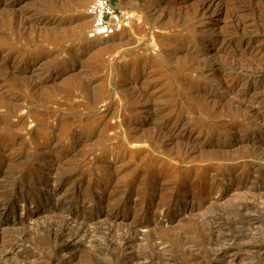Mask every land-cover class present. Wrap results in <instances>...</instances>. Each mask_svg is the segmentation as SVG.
Returning a JSON list of instances; mask_svg holds the SVG:
<instances>
[{
    "label": "rangeland",
    "instance_id": "rangeland-1",
    "mask_svg": "<svg viewBox=\"0 0 264 264\" xmlns=\"http://www.w3.org/2000/svg\"><path fill=\"white\" fill-rule=\"evenodd\" d=\"M28 1L24 0L27 2L26 8L33 7V14H38L40 17L48 14V9L44 5L41 4V6L32 0ZM90 1L87 0L83 6L71 11L70 17L73 18L78 14L83 18L85 17L84 19H88L85 10ZM127 1L118 0V3L123 9L131 13V22L142 24L143 16L138 7L148 3L149 0H129L128 3L131 4H128ZM257 1L154 0L155 3L161 5L160 18L166 15V18H169H163V21L167 20L172 23L171 25H157L148 21L144 22L143 31H137L134 23H131V28L114 37L116 39L113 40L116 41L117 38L123 41L131 40L128 44L123 45V48L132 49L136 53L147 52L149 57H154L156 60L152 67V76L148 74L147 77H140L135 84L137 86L136 91L150 92L148 103H153L156 107L162 106L167 113L169 112L168 114L182 119L181 122L185 125L183 127L184 132L177 131L176 136L174 134L169 136L167 127L150 119L151 114L146 111V108H143L146 103L140 102L134 94L130 93L131 89H127L128 86L124 85L126 78L128 79L132 73L143 69L140 67L142 64H130L122 71H117L108 63L110 55H104L102 59H95L93 56H88L90 53H85L83 44L88 39L86 34L90 22L83 32L66 37L58 43L49 44L35 35L26 32L25 35V33L19 32L16 27L18 20L7 14L8 18H4L6 15L0 10V54L6 52L3 55L11 62L17 53L16 61H19L21 65L29 63L36 65L39 73L42 74L41 76L56 75L67 70L65 73L62 72L60 76L58 75L59 77L55 82L48 83L52 87L59 88L56 93L50 95L51 97L43 93L39 94V92L33 93L31 89L23 85L22 88H18L12 78L0 75V98L4 99L3 101L6 103V105H4L5 103L0 105V264H129L130 262L127 263L124 260L128 250L121 245V241L122 238L129 235V232L133 233V230H131L132 232L129 231L130 228L126 225L133 215L132 209H126L123 212L122 209L125 210V208H123L124 204L121 203L117 220L122 224H115L112 223L111 216L110 218L107 216L106 219L105 214H103L106 212H102L101 217H99L95 212H91L89 207L91 204L88 186L93 187L92 181H96L97 176L98 178L101 176L100 173L104 171V166L111 160V163L122 162L120 165L123 171L121 170L117 175V178L120 177L114 181L116 183L118 180V183L114 185L118 187L117 189L123 197L141 192L149 193L157 181V187L159 185L160 188L166 187L165 190L162 188V191L180 192L181 194L193 190L196 181L199 183H196L194 187L195 193L198 194L197 197L200 198L195 203L198 209L195 207L192 212L179 218H169V216L161 218L163 222L168 219L175 220V222L171 220L174 223L172 228L170 227L173 225L165 223L166 228L162 223L145 224L142 227L145 230L142 231L147 230L148 233L144 234L143 242L137 243L132 248L133 261L130 264H264V170L262 171L256 168L257 166L250 164L251 161L258 164L263 160L264 137L257 135L261 129L257 116L245 110L248 100L255 96L261 99L260 106L262 109L264 108V87H262L264 86V77L255 84L245 85L243 81L237 79L238 73L228 69L227 65L222 66L226 69L224 71L217 69V65L220 66L221 64L218 62H213L209 67L210 70L201 75L195 76V72H191L190 76L179 75L183 68L180 48H183V41L185 43L192 42L191 45H196L202 50L205 49L204 51L207 56L209 54L210 60L219 61L218 59H220L223 63L227 61V57L224 58L220 55L225 54V52L232 53V58L240 56L243 62L244 60L246 62L251 57L249 56L250 53L252 55L257 51L256 56L260 58V62L264 66V31H260L264 29V1ZM2 2L4 3V1ZM162 3L165 5L162 6ZM258 3L260 5L263 3L261 5L263 9L257 5ZM6 4L8 3L6 2ZM176 4H185L184 7L187 9L181 8L179 10L178 7H174ZM135 5L139 6L136 7ZM161 7H163V11H161ZM196 8L198 16L194 17L193 10ZM233 10L239 15H237L238 21L234 19L236 17L232 14ZM179 11L181 12L179 13ZM198 12L203 14V17ZM183 15H186L185 20ZM51 17L57 18L58 16L52 15ZM178 20L183 21L179 22ZM241 22L245 24L242 25ZM194 27H196L195 30ZM188 30L195 31V36H190ZM125 33L129 35L126 37ZM187 36L190 39H187ZM223 36L226 40L232 36L229 43L221 42ZM198 37L202 38L199 39ZM95 40L93 43L91 42L92 45H101L105 41V39L97 38ZM170 42L172 45L169 44ZM132 51H127V54H133ZM175 56L179 61L175 59ZM125 57L128 58L129 55ZM247 57L249 58L247 59ZM228 60L231 62L230 58ZM238 61L232 65H237ZM71 67L74 68L69 70ZM26 80L22 79V82H26ZM218 81L220 82L219 88L215 86L216 83H219ZM194 85L199 88V93L193 91ZM145 86L146 88H144ZM192 91L198 96L194 95ZM255 91H259V94H255ZM200 93L202 95H199ZM234 95L237 96L235 99ZM43 96L46 97L45 100ZM48 97L49 99H47ZM238 98H244L245 100H243L247 102L243 104V102L238 101ZM151 99H153L152 102H150ZM180 106L182 109H179ZM12 107L19 108L18 114L21 112L30 114L29 121L27 120L26 124L23 123L24 125H20V123L12 127L17 118L15 117L16 114H8L6 111V108ZM94 110L99 111L97 114L91 113ZM165 111L164 114H166ZM118 113L120 114L119 117H117ZM30 119L35 123L30 122ZM2 121L6 124L2 125ZM24 126L27 128L31 126V130ZM160 131L168 135H164ZM7 133L11 136L18 137L21 135L22 137H19L17 141L9 140L4 138ZM254 134L257 136L253 137ZM23 137L25 139H22ZM47 138L51 142L53 141L52 143H57L58 147L56 148L60 153L70 151L66 157L67 161L62 158L66 163L59 161L49 174L46 166L52 163V160L54 162L57 157L56 152L52 151L53 153L48 154V151L52 149L50 146L53 147L52 144L44 150L38 144L39 141L47 140ZM128 139L130 141L138 140V143L131 144ZM149 140L154 141L150 150L137 148L138 150L134 152L130 151V146L146 145L150 143ZM212 143L217 145L209 146ZM4 146L9 148L10 154L19 153L18 156H13L14 160L11 159L7 153L2 152ZM128 150L131 152L130 154ZM59 152L58 154H60ZM177 153L183 162L176 167L174 163L177 161ZM45 162L49 163L45 164ZM58 164L63 166L61 171ZM159 164L164 165L158 167ZM56 168L57 170H55ZM230 174H240L243 179L249 177L250 181L257 179L255 180L256 184L251 185L250 182H247L250 184V189H248L247 184L246 188H242L240 191L229 192L230 189L224 190V186L219 187L217 184L222 178L232 176ZM59 175L60 177L56 178ZM88 179L91 184H88ZM211 181H213V185L210 186L208 183ZM236 181L233 179L234 183ZM53 182L54 184L63 183V188L67 187L68 182L70 183L68 184L69 187L72 185L79 186L77 189L79 196L68 200V198L51 194L50 189ZM259 183L261 185H258ZM242 185L244 186V184ZM82 186H85L83 189L86 190L83 191ZM187 187L191 189L186 191ZM217 188H220L222 193ZM207 194L214 195V198L205 199ZM20 197L32 200L31 214L28 216L30 219L33 218L32 221H35L32 223L29 221L30 219L26 218L25 223L20 224L19 221H16L12 225L10 222L11 219H14L12 211L19 206L22 200ZM82 207L86 210L84 211ZM68 213H71V218L75 213V215L79 214V219L74 217L67 219L65 215L67 216ZM34 216H38V218ZM172 222L171 224H173ZM7 227L8 229L10 227L9 231L5 229ZM12 228L14 230H11ZM62 231L63 233H60ZM69 234L74 238L76 237L75 240L77 241V252L73 258L74 261L71 263L64 262L62 255L64 252L61 250L62 239H65V235L68 237ZM58 235L62 236V239ZM123 235L125 236L123 237ZM158 241L161 245H158ZM157 246L162 249L158 251ZM136 259L139 260L136 261Z\"/></svg>",
    "mask_w": 264,
    "mask_h": 264
},
{
    "label": "bare ground",
    "instance_id": "bare-ground-1",
    "mask_svg": "<svg viewBox=\"0 0 264 264\" xmlns=\"http://www.w3.org/2000/svg\"><path fill=\"white\" fill-rule=\"evenodd\" d=\"M2 1H4V3L2 2ZM30 1V0H29ZM28 1V2H29ZM33 2H35V3H37V4H42V5H44L45 7H47V11H48V14H45L44 16H42V17H40V16H38V14H33L32 13V10H33V7H27L26 8V3L27 2H24V0H0V10H2L3 12H4V14L6 15H10V16H12L13 18H16L18 21H16L17 22V25H16V27H17V29L19 30V32H21V33H30V34H32V35H35L36 37H39L40 39H42V41L43 42H46V43H49V44H55V43H58L59 41H61L62 39H64V38H66V37H69V36H71V35H75V34H79V33H81V32H83L84 30H85V28L87 27V24H89V22H90V17L86 14V17H88V19H84L82 16H80V15H78L77 14V16L75 15V17L73 16V18L72 17H70V12L71 11H74L75 9H77V8H79V7H81V6H83L85 3H87V0H32ZM129 1V0H128ZM128 1H127V3H128ZM131 1V0H130ZM129 1V2H130ZM133 1V0H132ZM255 1H257V0H255ZM259 1V0H258ZM257 1V2H258ZM264 1V0H263ZM6 2L8 3V4H6ZM124 2H126V1H124ZM201 2V1H200ZM197 3H198V1H197ZM196 3V4H197ZM259 3H261V2H259ZM257 4L258 6L260 5V4ZM89 4V3H88ZM128 4H131V3H128ZM134 4V3H133ZM132 4V5H133ZM136 4V3H135ZM168 4V3H167ZM263 4V3H262ZM261 4V5H262ZM41 5V6H42ZM141 5V4H140ZM163 5H165V4H163L162 3V6ZM184 5L185 4H183V5H174V7H178V9L180 10L181 8L183 9V8H185L184 7ZM260 5V7L262 8V6ZM44 6H43V8H44ZM136 6V5H135ZM137 6H139V5H137ZM136 6V7H137ZM160 6L161 5H158L157 3H155L154 2V0H149L148 1V3L146 2V3H144L143 5H141V7H138V9H139V11H141V13H142V16H143V23L142 24H137L136 22L134 23V22H131V23H134V25H135V28H136V30L137 31H143L144 30V22L146 23V22H148V21H150V22H152L153 24H157V25H165V24H168V25H171L172 23L171 22H169V21H167V20H164V21H167V22H164L163 21V18H166V15L165 16H163V17H161L160 18V15H161V12H160ZM167 6V5H166ZM169 6V5H168ZM171 6V5H170ZM173 7V6H172ZM174 7H173V9H174ZM42 8V7H41ZM40 8V9H41ZM162 8L163 7H161V11H163L162 10ZM168 8V7H167ZM171 8V7H170ZM38 9V8H37ZM185 9H187V7L185 8ZM263 9V8H262ZM45 10V9H44ZM175 10H177V9H175ZM184 10V9H183ZM264 10V9H263ZM78 11V10H77ZM182 11V10H181ZM181 11H179V13L181 12ZM186 11V10H185ZM194 12H193V15H194V17H196V16H198V14H197V8L196 9H194L193 10ZM234 11V10H233ZM173 12V11H172ZM183 12V11H182ZM189 12V11H188ZM185 13V12H184ZM199 13V12H198ZM258 13V12H257ZM262 13H263V11H262ZM42 14V13H41ZM167 14V13H166ZM190 14H191V11H190ZM200 14V13H199ZM233 14V16L234 17H236V18H238L237 17V15H238V13L236 14L235 13V11L232 13ZM232 14H231V16H232ZM256 14V13H255ZM260 14H261V11H260ZM259 14V15H260ZM7 15L6 16H4V18H6L7 17ZM54 16V15H57L58 17L57 18H54V17H51V16ZM137 15V14H136ZM168 15H169V12H168ZM168 15H167V17H168ZM172 15H173V13H172ZM175 15V14H174ZM192 15V16H193ZM203 14H200V16H202ZM262 15V14H261ZM177 16V15H176ZM184 16V15H183ZM186 16V15H185ZM185 16L183 17V19L185 18ZM239 16V15H238ZM182 17V16H181ZM203 17V16H202ZM262 17V16H261ZM8 18V17H7ZM10 18V17H9ZM169 18V17H168ZM168 18H166V19H168ZM173 18V17H172ZM175 18V17H174ZM178 18V17H177ZM236 18H234L235 20H239V18L238 19H236ZM181 19V18H180ZM186 19V18H185ZM184 19V20H185ZM197 19V18H196ZM259 19V18H258ZM14 20V19H13ZM170 20V19H169ZM202 20V19H201ZM230 20H231V18H230ZM229 20V21H230ZM241 20V19H240ZM261 20V19H260ZM15 21V20H14ZM179 21V20H178ZM183 20H181V21H179V22H182ZM192 21V20H191ZM258 21V20H257ZM15 22V23H16ZM177 22V21H176ZM194 22V21H193ZM221 22V21H220ZM253 22V21H252ZM9 23V22H8ZM12 23H14L13 21H12ZM222 23V22H221ZM239 23V22H238ZM259 23V22H258ZM149 24V23H148ZM186 24V23H185ZM236 24V23H235ZM234 24V25H235ZM241 24H242V22H241ZM243 24H245V23H243ZM242 24V25H243ZM257 24V23H256ZM151 25V24H150ZM182 25V24H181ZM180 25V26H181ZM251 25V24H250ZM254 25H255V23H254ZM259 25H261V24H259ZM155 26V25H154ZM186 26H187V24H186ZM185 26V27H186ZM207 26V25H206ZM264 26V25H263ZM163 27V26H162ZM235 28H236V26H234ZM255 27H256V25H255ZM14 28H15V26H14ZM128 28H131V26H129ZM128 28H126V29H128ZM195 28L196 27H194V30H195ZM198 28V27H197ZM126 29H124L123 31H125ZM165 29V28H164ZM180 29V28H179ZM198 29H200V28H198ZM264 31V29H261L260 31ZM123 31H121V32H123ZM189 31V30H188ZM197 31H199V30H197ZM121 32H119V33H117V34H115L114 36H112V37H110L109 39H105V41H104V43L103 44H101V45H99V44H97V45H92L91 44V42L93 43L94 41L93 40H95V39H90V38H88L86 41H84V44H83V49L85 50V53H90L88 56H93V58H95V59H102V57L104 56V55H110L109 57H110V59H109V61H108V63L111 65V66H113V67H115V69L117 70V71H122L124 68H127L128 66H130V64H142L140 67L142 68L143 67V69H141V70H138V71H136V72H134V73H132L131 75L130 74H128L127 73V71H126V73L128 74V75H130L129 77H128V79L126 78V80H125V86H128L127 87V89L129 88V89H131V91H130V93H132V94H134V96L136 97V98H138V100H140V102H144V103H146V104H144V106H143V108L145 109L146 108V111L148 112V113H150L151 114V117H150V119H153V120H155V122L157 123H159L160 125H163L164 127H167L168 128V130H167V133L168 134H170L169 136H172L173 134L175 135V133L178 131V132H184V130H183V127H185V125L184 124H182V122H181V120L182 119H179L178 117H175V116H173V115H171V114H168L166 111H165V108L164 107H156L155 106V104H153V103H148L149 102V100H150V98H149V95H151L150 94V92H148V91H136L137 89V86L135 85V84H137V81L140 79V77H142L143 78V76H146L147 77V75L149 74V75H151L152 76V67L155 65L154 63L156 62V60L154 59V57H149V55H148V53L147 52H141V53H136V52H134V51H132V49H125V48H123V45H125V44H128L131 40H121V39H118L117 38V41L116 40H113V39H116V38H114V37H116V36H118ZM195 32V31H194ZM194 32L193 31H189L188 32V34L190 35V36H195L194 35ZM200 32V31H199ZM203 32V31H202ZM215 32V31H214ZM21 33H20V35H21ZM26 33H25V35H26ZM136 33V32H135ZM174 33V32H173ZM211 33V32H210ZM233 33V32H232ZM235 33H237V32H235ZM234 33V34H235ZM261 33V32H260ZM19 34V33H18ZM126 34V33H125ZM196 34V33H195ZM199 34V33H198ZM230 34H231V32H230ZM129 35V34H128ZM127 34H126V37L128 36ZM135 35V34H134ZM176 35V34H175ZM185 35V34H184ZM233 35V34H232ZM29 36H31V35H29ZM138 36V35H137ZM186 36V35H185ZM207 36V35H206ZM218 36V35H217ZM226 36H228V35H226ZM28 37V36H27ZM26 37V38H27ZM182 37H184V36H182ZM232 36H230L229 37V39L228 40H226L225 39V37L223 36V38H221V42H228L229 43V41H230V38H231ZM234 37V36H233ZM3 38V37H2ZM161 38H163V37H161ZM176 39H178L177 37H175ZM180 38V37H179ZM186 38V37H185ZM199 38V37H198ZM200 38H202V37H200ZM199 38V39H200ZM205 38V37H204ZM217 38V37H216ZM220 38V37H219ZM123 39V38H122ZM127 39V38H126ZM135 39V38H134ZM133 39V40H134ZM175 39V40H176ZM183 39V38H182ZM187 39H190V37L188 38V36H187ZM186 39V40H187ZM174 40V39H173ZM174 40V41H175ZM194 40H196V39H194ZM202 40V39H201ZM233 40V39H232ZM96 41V40H95ZM164 41V40H163ZM162 41V42H163ZM171 41V40H170ZM182 41V40H181ZM220 41V40H219ZM249 41V40H248ZM172 42V41H171ZM171 42L169 43V44H171ZM176 42H179V41H176ZM202 42V41H201ZM166 43V42H165ZM190 43H192V42H184L183 41V48L182 47H180L181 48V54H182V59H181V61H182V66H183V68L180 70V72H179V75L180 74H184V75H186V76H190V73L191 72H195V76H198V75H201V74H203V73H206L207 71H209L210 70V66H211V64L213 63V62H218V63H221L220 64V66L219 65H217L218 66V68L217 69H221V71H224V70H226L224 67V65H227L228 66V69H230V70H232V71H235L236 73H238V76H237V79L238 80H240V81H243L244 83L243 84H245V85H250V84H252V83H257V82H259L261 79H262V77H264V66L261 64V60H260V58H258L256 55L258 54V53H252V55H251V53H250V55L249 56H251L250 57V59H248L249 57H247V59H248V61H246L245 62V60H244V62H243V59H241L242 57H233L232 58V53H226L225 52V54L223 53V54H221L220 56H223L224 58H226L227 59V61L225 62V60H224V62L225 63H223V62H221L220 61V59H218L219 61H217V60H210L209 58H208V56H209V54H208V56L206 55V53H205V49L204 50H202V48L200 49V48H197L196 47V45L194 46V45H191ZM253 43V42H252ZM194 44V43H193ZM203 44V43H202ZM220 44V43H219ZM172 45V44H171ZM200 45V44H199ZM222 45H223V43H222ZM226 45V44H225ZM174 46H176L175 45V43H174ZM202 46V45H201ZM230 46V45H229ZM253 46V45H252ZM133 47V46H132ZM179 47V46H178ZM227 47V46H226ZM82 48V47H81ZM173 48V47H172ZM175 48H177V47H175ZM3 50H4V48H2ZM134 49H135V47H134ZM227 49V48H226ZM7 50V49H6ZM255 50H257V49H255ZM2 51V50H1ZM127 51H132V53L133 54H127ZM163 51H164V49H163ZM227 51V50H226ZM4 52V51H3ZM15 52V51H14ZM17 52V51H16ZM165 52V51H164ZM174 52V51H173ZM230 52V51H229ZM6 53V52H5ZM5 53H1L0 54V75H5V76H8V77H10V78H12V80L17 84L16 86L18 87V88H22V85L23 86H26V87H28L29 89H31L32 91H33V93L34 92H39V94H46V95H48L49 97H51L53 94L52 93H56V91L57 90H59V88L57 89V88H55V86L54 87H52V85H49L48 83L49 82H55V80L60 76V74H62V72L63 73H65V72H67V70L66 71H60L61 73L59 74L58 72H56V73H58V74H54V75H49V76H41L42 74H40L39 73V69H37V66L36 65H32V64H26V65H24V64H20V62L19 61H16V56H17V53H16V56L15 57H13V59H11V62H9L8 61V59L3 55V54H5ZM20 54V53H19ZM27 54V53H26ZM36 54V53H35ZM7 55V54H6ZM31 55V54H30ZM126 55H129V57L128 58H126L125 56ZM151 55V54H150ZM171 55V54H170ZM175 55H176V53H175ZM240 55V54H239ZM247 55V54H246ZM174 56V55H173ZM215 56H217V55H215ZM214 56V57H215ZM220 56H217V57H220ZM248 56V55H247ZM25 57V56H24ZM29 57V56H28ZM169 57V56H168ZM33 58H35L34 56H33ZM213 58V57H212ZM231 59V62L228 60V59ZM36 59V58H35ZM172 59H173V57H172ZM171 59V60H172ZM175 59H177V57L175 56ZM174 59V60H175ZM179 59H180V57H179ZM239 60L238 61V63H237V65H234L235 63L234 62H236L237 60ZM10 60V59H9ZM25 60V59H24ZM37 60V59H36ZM178 60V59H177ZM221 60H223L222 59V57H221ZM232 60H234V61H232ZM236 60V61H235ZM106 61V60H105ZM179 61V60H178ZM243 63H242V62ZM41 62V61H40ZM172 62H174V61H172ZM240 62V63H239ZM39 63V62H38ZM175 63H176V61H175ZM232 63H234L233 65H232ZM181 64V63H180ZM222 66H224V67H222ZM139 67V68H140ZM220 67V68H219ZM39 68V67H38ZM44 68V67H43ZM74 67H71L69 70H71V69H73ZM66 69V68H65ZM64 69V70H65ZM43 70V69H42ZM127 70V69H126ZM41 71V70H40ZM125 71V70H124ZM219 71V70H218ZM133 72V71H132ZM214 72V71H213ZM216 72V71H215ZM45 73V72H44ZM130 73V72H129ZM159 73V72H158ZM217 73V72H216ZM232 73V72H231ZM123 74V73H122ZM121 74V75H122ZM59 75V76H58ZM153 75H154V73H153ZM158 75V74H157ZM156 75V76H157ZM28 77V79L26 80V78ZM151 78H153V77H151ZM150 78V79H151ZM235 78H236V76H235ZM22 79H24V80H26V82H22ZM20 80V81H19ZM60 80H62V79H60ZM148 80H149V77H148ZM185 80H186V78H185ZM185 80H183V81H185ZM1 81V80H0ZM67 81V80H66ZM79 81V80H78ZM237 81V80H236ZM4 82V81H3ZM3 82H1V83H3ZM10 82V81H9ZM163 82V81H162ZM219 82V81H218ZM239 82V81H238ZM50 83V84H51ZM72 83V82H71ZM212 83V82H211ZM216 83V82H215ZM214 83V84H215ZM189 84H191V83H189ZM150 85V84H149ZM187 85V84H186ZM192 85V84H191ZM209 85V84H208ZM219 85H220V82L219 83H216L215 84V86L217 87V88H219ZM261 85V84H260ZM13 86V85H12ZM11 86V87H12ZM148 86V85H147ZM200 86V85H199ZM203 86V85H202ZM201 86V87H202ZM205 86V85H204ZM203 86V87H204ZM210 86V85H209ZM262 86V85H261ZM8 87V86H7ZM25 87V88H26ZM190 87V86H189ZM193 87H195V85L193 86ZM192 87V88H193ZM200 87V88H201ZM262 87H264V86H262ZM13 88V87H12ZM125 88V87H124ZM143 88V87H142ZM144 88H146V86L144 87ZM209 88V87H208ZM207 89V88H206ZM2 90V89H1ZM10 90V89H9ZM132 90H135V91H132ZM144 90V89H143ZM146 90V89H145ZM195 93H197L198 91H199V88L198 87H195L194 88V90H193ZM192 91V92H193ZM260 91V90H259ZM259 91H255L256 93L255 94H259ZM9 92V91H8ZM7 92V93H8ZM12 92V91H11ZM152 92V91H151ZM191 92V93H192ZM193 92V94L194 95H197V94H195ZM212 92V91H211ZM129 93V92H128ZM199 93V92H198ZM202 93V92H201ZM199 94V95H202V94ZM210 93V92H209ZM8 95V94H7ZM51 95V96H50ZM206 95V94H205ZM76 96V95H75ZM131 96V95H130ZM198 96V95H197ZM16 97V96H15ZM14 97V98H15ZM44 97V96H43ZM49 97L47 98V99H49ZM151 97V96H150ZM203 97H204V93H203ZM235 97H237L236 95H234V99H235ZM11 98V97H10ZM45 98L46 97H44V100H45ZM200 98V97H199ZM13 99V98H12ZM41 100H43L42 98H40ZM202 99V98H201ZM206 99V98H205ZM240 99V100H239ZM244 98H238V101H240V102H243V104H245L247 101H244L243 100ZM4 100V99H3ZM1 98H0V105H3L5 102L3 101ZM15 100V99H14ZM135 100V99H134ZM142 100V101H141ZM152 100L153 99H151V101L150 102H152ZM260 98L259 97H257V96H255L254 98H251L250 100H248V103H247V105H246V111L247 112H250L251 114H254V115H256L257 116V118L259 119V123L261 124V129H260V131H258V134L257 135H259L260 137H264V108L262 109V106H260ZM137 101V100H136ZM7 102V101H6ZM56 102V101H55ZM208 102V101H207ZM212 102V101H211ZM245 102V103H244ZM214 104V103H213ZM4 105H6V103L4 104ZM8 105V104H7ZM160 105V104H159ZM15 106V105H14ZM183 106V105H182ZM182 106H180V108L179 109H182ZM214 106V105H213ZM6 107V106H5ZM168 107V106H167ZM243 107H244V105H243ZM242 107V109H244ZM4 108V107H3ZM193 108V107H192ZM29 109V108H28ZM98 109V108H97ZM194 109V108H193ZM4 110V109H3ZM3 110H2V112H3ZM18 110H19V108L18 107H12V108H6V111L8 112V114H13V115H15L16 114V116L15 117H17L16 119H15V124L14 125H12V123H11V125H12V127L13 126H15V125H19L20 123V125H22L23 123L24 124H26V122H27V120L29 121V116H30V114L28 115L27 114V112H21V113H19L18 114ZM98 111L99 110H94V111H92L91 113H98ZM105 111V110H104ZM164 111L166 112V114H164ZM41 112V111H40ZM191 113V112H190ZM244 114V113H243ZM180 115V114H179ZM27 116V117H26ZM34 116H35V114H34ZM120 116V114L118 113V115H117V117H119ZM2 117V116H1ZM5 117V116H4ZM36 117V116H35ZM6 118V117H5ZM12 120H13V118H11ZM184 119V118H183ZM3 120V119H2ZM32 120L30 119V122H31ZM184 121V120H183ZM3 122V121H2ZM33 122V121H32ZM154 122V123H155ZM258 122V121H257ZM256 122V123H257ZM33 123H35V122H33ZM131 123H133V122H131ZM1 124V123H0ZM4 124H6L5 122H3V124L2 125H4ZM23 124V125H24ZM8 125V124H7ZM29 125V124H28ZM32 125V124H31ZM78 125V124H77ZM257 125H258V123H257ZM132 126V125H131ZM157 126V125H156ZM25 127V126H24ZM31 127V126H30ZM29 126H28V128H30ZM55 127V126H54ZM191 127V126H190ZM9 128H11V126H9ZM22 128H23V126H22ZM26 129H28L27 127H25ZM58 128V127H57ZM84 128V127H83ZM17 129V128H16ZM77 129V128H76ZM161 129V128H160ZM184 129H186V128H184ZM30 130H31V128H30ZM34 130V129H33ZM164 130V129H163ZM4 131V130H3ZM9 131V130H8ZM16 131V130H15ZM28 131V130H27ZM52 131V130H51ZM164 131H166V130H164ZM70 132V131H69ZM79 132V131H78ZM159 132V131H158ZM157 132V133H158ZM160 132H162L163 133V131H160ZM17 133V132H16ZM30 133V132H29ZM156 133V134H157ZM166 133V134H167ZM26 134H27V132H26ZM35 134V133H34ZM74 134V133H73ZM164 135H166L165 133H163ZM167 134V135H168ZM41 135V134H40ZM72 135V134H71ZM78 135V134H77ZM179 135H180V133H179ZM217 135V134H216ZM256 134H254V136L253 137H256L257 136ZM36 136V135H35ZM38 137H39V134L37 135ZM48 136V135H47ZM176 136V135H175ZM174 136V137H175ZM19 137L21 138L22 136L20 135V136H18V137H15V136H11L9 133H7L5 136H4V138H8L9 140H14V141H17V140H19ZM44 137V136H43ZM156 137V136H155ZM158 137V136H157ZM162 137H163V135H162ZM160 138V137H159ZM159 138H158V140H159ZM172 139H174L173 137H171ZM22 139H25L24 137L22 138ZM37 139V138H36ZM43 139V138H42ZM41 139V140H42ZM57 139V138H56ZM161 139V138H160ZM21 140V139H20ZM40 140V139H39ZM60 140H61V138H60ZM75 141H77V140H75ZM128 141L131 143V144H137L138 143V140H129L128 139ZM144 141V140H143ZM142 141V142H143ZM147 141V140H146ZM145 141V143H147ZM150 141V143H147L146 145H132V146H130L129 144V146H130V151L131 152H134V151H136V150H138V149H140V150H150V148H152V145H153V142H152V140H149ZM156 141V140H155ZM53 142V141H52ZM50 140H48V138H47V140L45 139V140H43V141H39V145H40V148L41 149H46V148H48L49 147V145L50 144H52L53 145V147L52 146H50L52 149L50 150V151H48V154L50 153V152H52V151H54V152H56V155H57V157L54 159V162H53V160H52V163H47V162H45V164H48L47 166H46V170H47V172H48V174L49 173H51L52 171H53V168H54V166H55V164H57L59 161L61 162H64L63 161V159L62 158H65V161H67L66 160V157L68 156V154H70L69 152V150H67V151H65V152H63V153H60L58 150H57V148L56 147H58V145H57V143H52ZM30 143V142H29ZM76 143V142H75ZM144 143V142H143ZM5 144V143H4ZM12 144V143H11ZM15 144V143H14ZM59 144V143H58ZM1 145V144H0ZM10 145V144H9ZM33 145V144H32ZM127 145V144H126ZM216 146L217 144H213L212 143V145H209V146ZM12 146V145H11ZM69 146V145H68ZM10 147V146H9ZM73 147V146H72ZM66 148H67V145H66ZM75 148V147H74ZM138 148V149H137ZM60 149V148H59ZM61 150V149H60ZM71 150V149H70ZM9 148L8 147H6V146H4L3 147V149H2V152H4L5 154L7 153V156H9L11 159L13 158V160H14V157L13 156H18V154H10L9 152ZM62 151V150H61ZM129 151V150H128ZM128 152L129 154L131 153V152ZM58 152L60 153V154H58ZM144 152H146V151H144ZM53 153V152H52ZM73 153V152H72ZM47 154V155H48ZM150 154V153H149ZM176 154V153H175ZM12 156V157H11ZM72 156V155H71ZM176 156V155H175ZM48 157V156H47ZM52 157V156H51ZM176 158H177V161H175V163H174V166H176L177 167V165H179V164H182L181 162H183V160L182 159H180V157L178 156V153H177V156H176ZM8 159V158H7ZM10 159V160H11ZM17 159V158H16ZM233 159H235V158H233ZM240 159V158H239ZM260 159V158H259ZM9 160V161H10ZM50 160V159H49ZM106 160V159H105ZM108 160H110V159H108ZM168 160V159H167ZM176 160V159H175ZM112 161V160H111ZM111 161L110 162H108V161H106V162H108L105 166H104V171L103 172H101L100 174H101V176L98 178V176H97V178L95 179L96 181H92L93 183V187L91 188V186H88V185H86V184H84L85 186H88V189L90 190V210H91V212H95L96 214H98L99 215V217H101V213L102 212H106V213H103V214H105V216H106V219H107V216L110 218V216H111V218H112V223H115V224H122L120 221L118 222V220H117V218H119V214H118V209L120 208V204L121 203H123L124 205H123V208H125V210L124 209H122V211L123 212H125L126 211V209H132L131 211H132V217H131V220L130 221H128V223L126 224V225H128L127 227L128 228H130L129 229V231H131V230H133V233L131 234L130 232H129V235H127V236H125V235H123V237L124 238H122V243H121V245L125 248V249H127L128 250V253H127V255H125L126 257H124L125 259V261L128 263V262H132L133 260H132V257H133V253H132V248L138 243V244H140L141 242H143L144 240V234H147L148 232H144V231H142V230H145V228L144 229H142V227H144L145 226V224H148V223H150V224H157V223H162L163 225H164V223L165 224H170V225H173V226H171L170 228H172V227H174V223L172 222V221H174L175 222V220H173V219H168V220H166V221H164L163 222V220H161V218H165V217H168L169 216V218H171V217H183V216H185L184 214H186V213H188L189 214V212H192L193 210H194V208L196 207V205H195V203H197V201L198 200H200V198H198L197 197V195L198 194H196L195 193V190H194V187H195V184L196 183H198L197 181L195 182V184H194V187H193V190L190 188V187H187V189H185L186 191H189L190 189H191V191L190 192H187V193H185V194H181L180 192L178 193H168V192H164V191H162L161 189L163 188L164 190H165V188L164 187H161L160 188V185L157 187L156 186V183L158 182H156V183H154L153 184V188L151 189V191L148 193V192H141V193H136V194H134V195H129V196H127V197H123V195H122V193H120L119 191H118V187H116V185H114V184H116V183H118V180L116 181V183L114 182L116 179H118L117 178V175L121 172V170L123 171V168L121 167V165L120 164H122V162L121 163H118V162H113V163H111ZM240 161V160H239ZM174 162V161H173ZM172 162V163H173ZM240 162H243V161H240ZM248 162V161H247ZM64 163H66V162H64ZM104 163V162H103ZM102 163V164H103ZM60 164V163H59ZM58 164V165H59ZM62 164V163H61ZM105 164V163H104ZM252 166H257L256 168H258V169H260V170H264V155H263V160L262 161H260V163H256L255 161H251V163H250ZM164 165V164H163ZM163 165H161V164H159V165H157L158 167H161V166H163ZM60 166V165H59ZM102 166V165H101ZM181 166V165H180ZM61 167H63V166H60V171H61ZM244 167V166H243ZM59 168V167H58ZM68 168V167H67ZM254 168V167H253ZM42 169V168H41ZM43 169H44V166H43ZM40 170V169H39ZM45 170V171H46ZM55 170H57V168L55 169ZM170 170V169H169ZM66 171H67V169H66ZM240 171V170H239ZM44 172V171H43ZM54 172H56V171H54ZM53 172V173H54ZM59 171H57L56 173H58ZM97 172V171H96ZM238 172V171H237ZM65 173V172H64ZM47 174V175H48ZM55 174V173H54ZM60 174H62V172H60ZM251 174V173H250ZM249 174V175H250ZM41 175V174H40ZM46 175V174H45ZM52 175V174H51ZM58 175V174H57ZM64 175V174H63ZM98 175H99V173H98ZM230 175H232V176H228L227 178H222L220 181H219V183L217 184V185H219V187L220 186H224V190H229V192H233V191H240L242 188H246V185L249 187L248 189H250V184L249 183H247V182H250L251 183V185H254V184H256V182H255V180H257V179H253L254 181H250V179H248L247 177V179H243L242 177H241V175L239 174V175H233V174H230ZM255 175V174H254ZM54 176V175H53ZM258 176V175H257ZM56 177V176H55ZM60 177V175L58 176V177H56V178H59ZM161 177V176H160ZM255 177V176H254ZM253 177V178H254ZM38 178V177H37ZM47 178H48V176H47ZM47 178H45V179H47ZM71 178V177H70ZM73 178V177H72ZM256 178V177H255ZM52 179V178H51ZM61 179V178H60ZM67 179H68V177H67ZM151 179V178H150ZM156 179V178H155ZM162 179V178H161ZM214 179V178H213ZM233 179H235V180H237L235 183L233 182ZM252 179V178H251ZM70 180H72V179H70ZM157 180V179H156ZM51 181H53V180H51ZM56 181V180H55ZM54 181V182H55ZM57 181H60V180H57ZM65 181V180H64ZM67 181V180H66ZM73 181V180H72ZM71 181V182H72ZM199 181V180H198ZM210 181V180H209ZM44 182V181H43ZM49 182V181H48ZM54 182H53V186H52V188L50 189L51 190V194H53V195H56L57 197H64V198H68V200H69V198H71V199H73V198H76L77 196H79V195H77V189H79V186H75V185H72L71 187H69L68 186V184H70L69 182L67 183V187L65 186V188H63V183L62 184H57V183H55L54 184ZM152 182H154V181H152ZM161 182V181H160ZM200 182V181H199ZM218 182V181H217ZM263 182V181H262ZM38 183V182H37ZM73 183H75V181H73ZM82 183H84V182H82ZM169 183V182H168ZM184 183V182H183ZM210 183V184H209ZM208 183V185H213V181H211V182H209ZM258 183V182H257ZM44 184V183H43ZM50 184V183H49ZM52 184V183H51ZM72 184V183H71ZM88 184H91L90 183V181H89V179H88ZM161 184V183H160ZM199 184V183H198ZM206 185H207V183H205ZM242 184H244V186L242 185ZM81 185V184H80ZM118 185V184H117ZM202 185V184H201ZM258 185H261V183H259ZM85 186H82V189H83V187H85ZM119 186V185H118ZM186 186V185H185ZM188 186V185H187ZM243 186V187H242ZM43 187V186H42ZM197 187V186H196ZM221 187V188H222ZM27 188V187H26ZM49 188V187H48ZM87 188V187H86ZM184 188V187H183ZM182 188V189H183ZM190 188V189H189ZM22 189V188H21ZM81 189V188H80ZM85 189V188H84ZM84 189H83V191H84ZM145 189V188H144ZM196 189V188H195ZM198 189V188H197ZM200 189H202L201 187H200ZM199 189V190H200ZM218 189V188H217ZM220 189V188H219ZM218 189V190H219ZM233 189H235V190H233ZM50 190H48V191H50ZM86 190V189H85ZM178 190H180V189H178ZM222 190V189H221ZM245 190V189H244ZM256 190V189H255ZM259 190V189H258ZM25 191V190H24ZM27 191V190H26ZM168 191V190H167ZM185 191V192H186ZM220 191V190H219ZM247 191H249V190H247ZM23 192V191H22ZM21 192V193H22ZM140 192V191H139ZM172 192V191H171ZM182 192V191H181ZM211 192H213V191H211ZM221 192V191H220ZM183 193V192H182ZM198 193H200V192H198ZM217 193V192H216ZM222 193V192H221ZM10 194V193H9ZM25 194V193H24ZM29 194V193H28ZM32 194V193H31ZM30 194V195H31ZM50 194V195H51ZM214 194V193H213ZM218 194H219V192H218ZM52 195V196H53ZM81 195V194H80ZM6 196V195H5ZM19 196V195H18ZM32 196V195H31ZM44 196V195H43ZM82 196H84V195H82ZM201 196V195H200ZM214 196V195H213ZM213 196H211L210 194H207L206 195V197H205V199H212V198H214ZM219 196V195H218ZM8 197V196H7ZM24 197V196H23ZM32 197H34V196H32ZM48 197V196H47ZM57 197H56V200H57ZM220 197V196H219ZM6 198V197H5ZM20 198H22V197H20ZM19 198V199H20ZM43 198V197H42ZM53 198H54V196H53ZM89 198V197H88ZM87 198V199H88ZM70 199V200H71ZM18 200V199H17ZM38 200V199H37ZM76 200V199H75ZM79 200V199H78ZM82 200H83V198H82ZM85 200V199H84ZM2 201H4V200H2ZM59 201V200H58ZM65 201V200H64ZM64 201H62V202H64ZM67 201V200H66ZM86 201V200H85ZM35 202V201H34ZM87 202H89V201H87ZM86 202V203H87ZM92 202V203H91ZM32 200H27V198L26 199H24V198H22V200H21V202H20V204H19V206L17 207V208H14L13 209V211H12V213H14V219L12 220H10V222L12 223V225H14V222H18V223H20V224H23V223H25L24 221L26 220V218L29 220L30 219V216H28V215H30L31 214V207H32ZM84 203V202H83ZM3 204V203H2ZM14 204V203H13ZM71 204V203H70ZM76 204V203H75ZM80 204H82V203H80ZM59 205V204H58ZM73 206H74V204H72ZM72 205H71V207H72ZM82 206V205H81ZM1 207V206H0ZM4 207H5V205H4ZM12 207H13V205H12ZM35 207V206H34ZM69 207V206H68ZM84 207V206H83ZM82 207V208H83ZM87 207H88V204H87ZM81 208V207H80ZM197 209H198V206L196 207ZM84 209V211L86 210V208H83ZM89 209V208H88ZM100 209V210H99ZM3 210V209H2ZM1 210V211H2ZM45 210H47V209H45ZM48 211V210H47ZM67 212V211H66ZM1 213V212H0ZM54 213V212H53ZM73 213V212H72ZM81 213V212H80ZM261 213V212H260ZM37 214V213H36ZM42 214V213H41ZM44 214H46V213H44ZM66 214V213H65ZM76 214V213H75ZM74 214V218H77V219H79L78 218V215H75ZM39 215V214H38ZM43 215V214H42ZM84 215V214H83ZM82 215V216H83ZM97 215V216H98ZM183 215V216H182ZM191 215V214H190ZM44 216V215H43ZM43 216H41V217H43ZM77 216V217H76ZM262 216V215H261ZM34 217H36V218H38V216H34ZM65 217H67V219H72L71 218V213H68V215L66 216L65 215ZM84 217V216H83ZM4 218V217H3ZM7 218V217H6ZM5 218V219H6ZM11 218V217H10ZM32 218V217H31ZM36 218H34V219H36ZM40 218V217H39ZM105 218V217H104ZM33 219V218H32ZM32 219H30L29 221L31 222L32 221ZM41 219V218H40ZM66 219V218H65ZM261 219H262V217H261ZM7 220V219H6ZM5 220V221H6ZM39 220V219H38ZM37 220V221H38ZM172 220V221H171ZM178 220V219H177ZM35 220H33L32 221V223L34 222ZM40 221V220H39ZM69 221V220H68ZM179 221H180V219H179ZM178 221V222H179ZM27 222V221H26ZM30 222H29V224H30ZM66 222V221H65ZM71 222V221H70ZM171 222L173 223V224H171ZM7 223V222H6ZM10 223V224H11ZM38 223V222H37ZM69 224V223H68ZM28 225V224H27ZM67 225V224H66ZM162 225V226H163ZM20 226V225H19ZM21 226H23V225H21ZM24 226H26V225H24ZM30 226H31V224H30ZM69 226V225H68ZM158 226V225H157ZM165 226V225H164ZM163 226V227H164ZM176 226V225H175ZM11 227V226H10ZM10 227H9V229H10ZM14 227V226H13ZM15 227H17V225H15ZM28 227V226H27ZM71 227V226H70ZM147 227H148V225H147ZM150 227V226H149ZM152 227H154V226H152ZM18 228V227H17ZM23 228V227H22ZM67 228V227H66ZM151 228V227H150ZM150 228H149V230H150ZM156 228V227H155ZM159 227H157V229H158ZM165 228H166V226H165ZM164 228V229H165ZM168 228V227H167ZM1 229H3V227H1ZM5 229H8V227L7 228H5ZM4 229V230H5ZM9 229H8V231H9ZM24 229V228H23ZM147 229V228H146ZM156 229V230H157ZM160 229V228H159ZM162 229V228H161ZM169 229V228H168ZM3 230V231H4ZM11 230H14L13 228L11 229ZM15 230H16V228H15ZM64 230V229H63ZM66 230V229H65ZM2 231V230H1ZM2 231V232H3ZM5 232V231H4ZM132 232V231H131ZM1 233V232H0ZM60 233H63V231L62 232H60ZM69 233V232H68ZM127 233V232H126ZM4 234V233H3ZM66 234V233H65ZM2 235V234H1ZM71 234H69V236L68 237H66V235H65V239H62L61 237L62 236H60V235H58V237L59 238H61L62 239V247H61V250H62V252H64L62 255H63V260H64V262H73L74 260H73V258L75 257V254H76V252H77V248H76V240H75V238L74 237H72V236H70ZM79 236V235H78ZM147 236V235H146ZM55 237V236H54ZM20 238V237H19ZM58 239V238H57ZM146 239H147V237H146ZM22 240V239H21ZM59 240V239H58ZM18 241V240H17ZM60 241V240H59ZM19 242V241H18ZM17 242V243H18ZM159 242V241H158ZM2 243V242H1ZM143 244V243H142ZM155 244V243H154ZM163 244V243H162ZM1 245V244H0ZM23 245V244H22ZM157 245V244H156ZM158 245H161L160 244V242H159V244ZM25 246V245H24ZM138 246V245H137ZM163 246V245H162ZM161 246V247H162ZM156 247V246H155ZM158 247V246H157ZM9 248V247H8ZM11 248V247H10ZM18 248V247H17ZM30 248V247H29ZM163 248H165V247H163ZM158 249H159V247H158ZM160 249H162V248H160ZM160 249L158 250V251H160ZM6 250V249H5ZM60 250V249H59ZM6 252V251H5ZM15 252V251H14ZM157 252V251H156ZM13 253V252H12ZM17 253V252H16ZM137 253V252H136ZM24 254V253H23ZM61 254V253H60ZM158 254V253H157ZM61 255V256H62ZM139 257V256H138ZM167 257V256H166ZM61 258V257H60ZM140 258V257H139ZM164 259V258H163ZM135 260V259H134ZM137 260H139V259H136V261ZM143 261H144V259H142ZM146 260V259H145ZM135 261V262H136ZM141 261V260H140ZM139 261V262H140ZM170 261V260H169ZM168 261V262H169ZM161 262V261H160ZM235 262V261H234ZM129 263V264H130ZM142 263V262H141ZM165 263V262H164ZM172 263V262H171ZM71 264H73V263H71ZM135 264V263H134ZM138 264V263H137ZM140 264V263H139ZM167 264H169V263H167Z\"/></svg>",
    "mask_w": 264,
    "mask_h": 264
},
{
    "label": "built area",
    "instance_id": "built-area-1",
    "mask_svg": "<svg viewBox=\"0 0 264 264\" xmlns=\"http://www.w3.org/2000/svg\"><path fill=\"white\" fill-rule=\"evenodd\" d=\"M85 11L90 17L86 34L90 39H108L128 28L132 21L131 13L118 0H91Z\"/></svg>",
    "mask_w": 264,
    "mask_h": 264
}]
</instances>
